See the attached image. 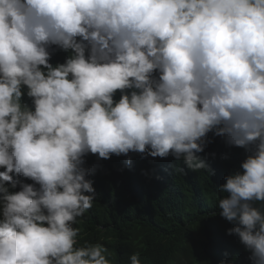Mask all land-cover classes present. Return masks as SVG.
<instances>
[{
    "label": "clouds",
    "instance_id": "9594fccd",
    "mask_svg": "<svg viewBox=\"0 0 264 264\" xmlns=\"http://www.w3.org/2000/svg\"><path fill=\"white\" fill-rule=\"evenodd\" d=\"M123 173L212 180L211 264H264V0H0V264H153L83 243Z\"/></svg>",
    "mask_w": 264,
    "mask_h": 264
},
{
    "label": "trees",
    "instance_id": "16d2710c",
    "mask_svg": "<svg viewBox=\"0 0 264 264\" xmlns=\"http://www.w3.org/2000/svg\"><path fill=\"white\" fill-rule=\"evenodd\" d=\"M209 134L213 135L215 144L208 154L217 156V173L232 168L239 157L246 159L245 149L228 146L223 138ZM238 151L243 153L238 154ZM113 175L110 172L107 179ZM184 178L187 182L194 181L190 172ZM121 179V186L105 194L107 205L96 209L97 216L107 220L105 229L93 223H79L84 244L91 238L110 236L106 246L114 259L119 253L127 256L138 253L153 264L166 261L169 264H211L215 255L208 253L205 245L238 242L233 235H227V229L234 225L219 215L216 208L219 187L214 186L212 180L202 186L185 185L184 193H168L143 184L132 173H123ZM199 188L204 189L199 192Z\"/></svg>",
    "mask_w": 264,
    "mask_h": 264
}]
</instances>
